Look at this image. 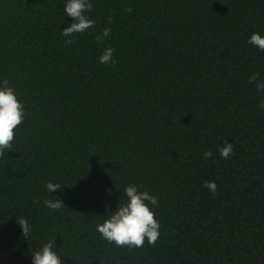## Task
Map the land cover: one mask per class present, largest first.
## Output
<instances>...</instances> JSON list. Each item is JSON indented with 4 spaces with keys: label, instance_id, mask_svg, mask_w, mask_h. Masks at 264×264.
Masks as SVG:
<instances>
[{
    "label": "trees",
    "instance_id": "1",
    "mask_svg": "<svg viewBox=\"0 0 264 264\" xmlns=\"http://www.w3.org/2000/svg\"><path fill=\"white\" fill-rule=\"evenodd\" d=\"M89 2L95 27L64 37L67 0H0V86L25 111L0 157V264H32L51 240L62 264H264V92L248 82L264 80L248 43L264 37V0ZM108 47L115 65L100 63ZM129 184L158 197L155 246L96 230Z\"/></svg>",
    "mask_w": 264,
    "mask_h": 264
},
{
    "label": "clouds",
    "instance_id": "2",
    "mask_svg": "<svg viewBox=\"0 0 264 264\" xmlns=\"http://www.w3.org/2000/svg\"><path fill=\"white\" fill-rule=\"evenodd\" d=\"M92 11V4L89 0H67L64 12L68 17L73 19L67 28L61 31L64 37H74L75 34L84 33L86 30L95 27V21L90 19L87 13ZM130 14L131 8L126 9ZM112 18L109 17V23ZM111 28H105L101 35L96 37L101 42L104 37L111 34ZM75 39H66L65 44L71 45L75 43ZM248 43L264 51V37L259 33H252ZM115 49L105 48L100 56L101 64L115 65L114 60ZM248 82L255 83L258 92H264V80H260V74L253 73ZM260 108L264 109V100L261 101ZM25 119V111L22 102H20L15 94V90L9 87V81L3 80L0 86V157L6 152L11 151L15 138V129L20 126ZM220 156L228 160L235 155L232 143L225 142L223 147L218 148ZM213 153L209 151L203 152L205 160L212 158ZM48 192L62 191L59 183L48 182L45 185ZM202 187L209 190L213 198L217 194L218 185L215 181H205ZM127 202L119 204L117 210L111 213L110 217L102 224L96 226V230L101 234L102 238L109 243H115L118 247L127 246L129 248H141L147 240L148 244L155 246L160 237V222L155 218V213L150 210L149 205L158 206V197L150 195L147 191H140L139 186L129 184L125 188ZM38 203V200H34ZM44 204L52 210H60L64 208L63 201L60 199H45ZM17 224L22 229L25 239L32 233V225L26 218H19ZM56 240L48 241L32 254V264H62V258L55 251Z\"/></svg>",
    "mask_w": 264,
    "mask_h": 264
}]
</instances>
